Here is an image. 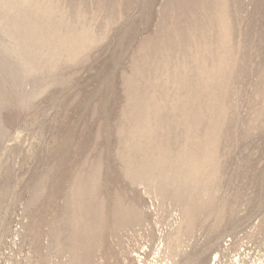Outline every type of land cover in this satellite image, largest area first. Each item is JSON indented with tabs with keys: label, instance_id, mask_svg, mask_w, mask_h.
<instances>
[{
	"label": "rangeland",
	"instance_id": "1",
	"mask_svg": "<svg viewBox=\"0 0 264 264\" xmlns=\"http://www.w3.org/2000/svg\"><path fill=\"white\" fill-rule=\"evenodd\" d=\"M240 253L264 264V0H0V264Z\"/></svg>",
	"mask_w": 264,
	"mask_h": 264
},
{
	"label": "built area",
	"instance_id": "2",
	"mask_svg": "<svg viewBox=\"0 0 264 264\" xmlns=\"http://www.w3.org/2000/svg\"><path fill=\"white\" fill-rule=\"evenodd\" d=\"M243 252L246 251L245 249L242 250ZM242 254L246 255L245 253H240L238 254V256L233 260V261H230L228 264H241V261L243 260L244 256L242 257ZM213 262H216V261H213Z\"/></svg>",
	"mask_w": 264,
	"mask_h": 264
},
{
	"label": "bare ground",
	"instance_id": "3",
	"mask_svg": "<svg viewBox=\"0 0 264 264\" xmlns=\"http://www.w3.org/2000/svg\"><path fill=\"white\" fill-rule=\"evenodd\" d=\"M31 24V23H30ZM21 27H23V26H21ZM26 27V26H25ZM30 27H32L31 25H30ZM27 28V27H26ZM27 29H29V26H28V28ZM32 29V28H31ZM27 31V30H26ZM32 31V30H31ZM30 34H31V32H30ZM28 48H29V46H28ZM28 51V50H27ZM171 196V195H170ZM135 255V254H134ZM140 258V257H139ZM138 258V259H139ZM142 259V258H141ZM150 264V263H149Z\"/></svg>",
	"mask_w": 264,
	"mask_h": 264
}]
</instances>
